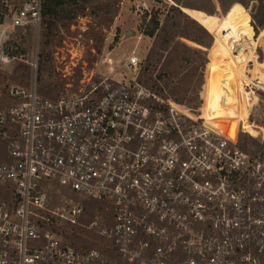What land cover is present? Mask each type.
Masks as SVG:
<instances>
[{
  "label": "built area",
  "instance_id": "2783aa9c",
  "mask_svg": "<svg viewBox=\"0 0 264 264\" xmlns=\"http://www.w3.org/2000/svg\"><path fill=\"white\" fill-rule=\"evenodd\" d=\"M14 1L10 26L39 29L48 0ZM179 106L192 109L135 77L52 95L35 78L8 84L0 264H264V137L232 138ZM57 187L71 196L56 201Z\"/></svg>",
  "mask_w": 264,
  "mask_h": 264
},
{
  "label": "rangeland",
  "instance_id": "374dc122",
  "mask_svg": "<svg viewBox=\"0 0 264 264\" xmlns=\"http://www.w3.org/2000/svg\"><path fill=\"white\" fill-rule=\"evenodd\" d=\"M8 3L11 8L16 4L14 0H8ZM172 6L178 7L203 28L212 30L209 32L204 28L211 36L204 44L181 36L170 43L171 47L180 43L197 49L198 54L182 53L187 60H196L195 63L201 62L202 65L194 71L187 63L177 75L168 78L161 67L164 57L159 61H146L154 40L146 32L153 26L148 21L154 15L159 19V27L165 19H169V23L174 19L185 23L186 17L172 10ZM262 25L264 0L66 1L54 15L43 16L36 30L12 28L4 15L0 22V55L14 59L9 62L0 60V92L8 84L27 87L34 78L39 91L49 92V95L67 86L78 88L88 79L103 77L127 82L135 77L150 88L148 84L152 81L148 77H151L160 85L169 82L170 86L164 88L162 94L156 92L161 96L174 85L189 88L182 104L192 111L182 109L190 117L199 115L205 120L204 124L213 128L220 125L216 129L232 138L242 128L240 125L251 135L264 137V60L262 48L257 47L258 39L264 35ZM256 36L257 42L254 40ZM209 42L210 47L206 50ZM36 52L39 65L35 72L29 68L28 62ZM132 54L140 60L136 71L127 66V59ZM253 56L256 61L251 67ZM203 58L213 65L205 76ZM183 77L185 79L180 84ZM204 92L208 96L206 107L199 111ZM253 141L247 133L240 135L243 146ZM53 196L59 201L71 194L64 187H57Z\"/></svg>",
  "mask_w": 264,
  "mask_h": 264
},
{
  "label": "trees",
  "instance_id": "16d2710c",
  "mask_svg": "<svg viewBox=\"0 0 264 264\" xmlns=\"http://www.w3.org/2000/svg\"><path fill=\"white\" fill-rule=\"evenodd\" d=\"M74 2L75 0H48L45 4V7L43 9V16H52L54 15L58 7L63 5L65 2ZM172 10L176 11L178 14H181L186 17V22L181 24L177 20H173L171 23H169V19H165L161 26L159 27V19L154 15L150 16L149 23L152 24L153 26L150 27V29L146 32V35L149 37H154V40L152 42V45L150 49L147 52L146 55V61L147 63L149 62H154L155 60L159 61L162 57H164L163 63L161 67L166 75L169 77H173L179 73V70L182 66L185 64L189 63L191 66H193V70L195 71L198 65H202V63H195L197 62L196 60L189 61L185 58L184 54L182 52H192L194 54H198L197 49H191L190 47L186 45H182L180 43H175L170 46V43L177 37L181 36L184 38H188L194 42L204 44V42L209 38H211L210 34L204 29L206 27H202L201 24H199L197 21H195L192 18L187 17L178 9V7H171ZM8 7L5 6L3 0H0V22L3 21L4 15L7 13ZM145 18V17H144ZM261 27H264L262 25ZM209 32L212 30L210 28H206ZM253 30V28H252ZM216 32V29L215 31ZM207 38V39H206ZM211 41V40H210ZM211 42H209L206 46L208 47L206 50L209 49ZM183 49V50H180ZM164 52H166L164 56ZM207 52V51H206ZM203 63H205L204 67V76L208 75L211 70L213 69V65L210 60L207 58H203ZM39 65V63H38ZM42 65V63H40ZM193 71L191 72L192 75ZM211 76V75H210ZM162 78V77H161ZM152 81V84H148L152 90H154L157 93H163L164 88H167L170 86L169 82H163V85L157 84L151 77H148ZM157 79V77H156ZM185 79V77L180 78L179 83ZM188 79V77H187ZM140 81V80H139ZM143 84H146L143 81H140ZM188 87H182L181 85H174L169 88L168 91H165L166 94L164 96H169L173 98L176 102L182 103L183 100H185L186 93L188 91ZM43 94L49 95V92H45ZM206 98H208L207 93L204 92L202 94V105L199 109V111L205 109V101ZM256 99V97H255ZM254 102V101H253ZM252 105V103H251ZM250 105V106H251ZM250 110V107H249ZM191 112V111H190ZM194 113V112H193ZM191 113V114H193ZM249 117V115H248ZM247 117V119H248ZM202 117L200 116V119ZM205 122V120H204ZM214 125V124H213ZM220 125L216 126V128H219ZM264 128V127H263Z\"/></svg>",
  "mask_w": 264,
  "mask_h": 264
},
{
  "label": "bare ground",
  "instance_id": "6f19581e",
  "mask_svg": "<svg viewBox=\"0 0 264 264\" xmlns=\"http://www.w3.org/2000/svg\"><path fill=\"white\" fill-rule=\"evenodd\" d=\"M249 15V14H248ZM257 37L258 36H256V38L254 39L256 42H257ZM258 46H260L261 48H262V50H263V57H262V59L264 60V35H263V37H260V39H258V44H257V47ZM253 59H255V56H253V58L251 59V60H253ZM251 60H250V62H251ZM252 63V62H251ZM224 84L225 85H228V82L227 81H224ZM180 110H182L183 111V109H182V107H178ZM189 115V114H188ZM216 129V128H215ZM217 130H219V131H221V129H217ZM222 133H224V131H221ZM237 134V133H236ZM235 137H236V135H235Z\"/></svg>",
  "mask_w": 264,
  "mask_h": 264
},
{
  "label": "crops",
  "instance_id": "0c3cea01",
  "mask_svg": "<svg viewBox=\"0 0 264 264\" xmlns=\"http://www.w3.org/2000/svg\"><path fill=\"white\" fill-rule=\"evenodd\" d=\"M262 60H263V59H262ZM262 60H261V61H262ZM254 61H256V57H255V59L251 60V62H252L251 67H252L253 64H254ZM251 69H252V68H251ZM249 71H250V74H252V73H251V70H249ZM250 76H251V75H250ZM255 80L257 81L258 79H255ZM256 85H257V84H256ZM253 124H254V123H253ZM240 126L243 128V125H240ZM240 126H239V127H240ZM259 127H261V126H259ZM261 128H262V127H261ZM243 129H244V128H243ZM262 129H263V132H264V128H262ZM263 135H264V134H263Z\"/></svg>",
  "mask_w": 264,
  "mask_h": 264
},
{
  "label": "water",
  "instance_id": "95a60500",
  "mask_svg": "<svg viewBox=\"0 0 264 264\" xmlns=\"http://www.w3.org/2000/svg\"><path fill=\"white\" fill-rule=\"evenodd\" d=\"M177 6V5H176Z\"/></svg>",
  "mask_w": 264,
  "mask_h": 264
}]
</instances>
